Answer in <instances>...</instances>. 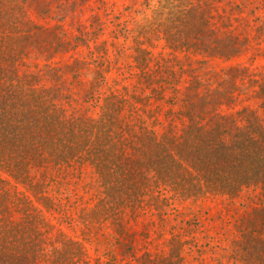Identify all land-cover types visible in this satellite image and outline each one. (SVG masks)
<instances>
[{"label":"trees","instance_id":"obj_1","mask_svg":"<svg viewBox=\"0 0 264 264\" xmlns=\"http://www.w3.org/2000/svg\"><path fill=\"white\" fill-rule=\"evenodd\" d=\"M134 3L0 0V264H264V0Z\"/></svg>","mask_w":264,"mask_h":264},{"label":"rangeland","instance_id":"obj_2","mask_svg":"<svg viewBox=\"0 0 264 264\" xmlns=\"http://www.w3.org/2000/svg\"><path fill=\"white\" fill-rule=\"evenodd\" d=\"M107 2H109L110 5H114V10L116 12H122L123 8L128 5L130 6V0H106ZM137 1V2H136ZM143 0H135V3L132 4V6L134 7V9H138L140 7V5L142 4ZM260 64H264L263 62Z\"/></svg>","mask_w":264,"mask_h":264}]
</instances>
